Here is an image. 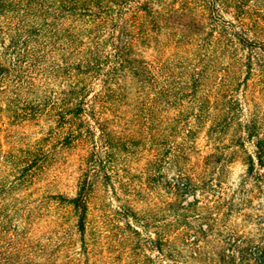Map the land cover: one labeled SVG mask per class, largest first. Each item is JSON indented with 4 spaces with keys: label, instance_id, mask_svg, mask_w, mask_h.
Here are the masks:
<instances>
[{
    "label": "trees",
    "instance_id": "16d2710c",
    "mask_svg": "<svg viewBox=\"0 0 264 264\" xmlns=\"http://www.w3.org/2000/svg\"><path fill=\"white\" fill-rule=\"evenodd\" d=\"M0 112L46 124L19 153L0 147V264H95L89 200L128 173L117 153L160 181L163 221L146 238L126 222L127 257L102 264H264V206L256 232L244 229L247 178L264 193V0H0ZM234 159L246 170L228 195L220 177ZM42 174L72 181V195L44 196L75 216L73 259L21 197Z\"/></svg>",
    "mask_w": 264,
    "mask_h": 264
},
{
    "label": "rangeland",
    "instance_id": "374dc122",
    "mask_svg": "<svg viewBox=\"0 0 264 264\" xmlns=\"http://www.w3.org/2000/svg\"><path fill=\"white\" fill-rule=\"evenodd\" d=\"M8 115V112H0V147L2 152L11 148L13 153H19L17 150L27 147L25 143L33 145L36 138L44 136L46 130L44 121L38 125L18 126L10 123L11 119L8 118ZM203 144L204 141H200V145ZM248 148L250 149V145ZM203 149L206 150L207 147H203ZM114 159L119 165L127 164L128 173H123V176L116 179L112 178L111 181H99L89 200L85 242L95 254V264H102L104 261L110 262L116 258L123 260L127 257L131 227L126 222L129 221L131 226H137L141 236L146 238L148 235L154 236V232L161 228L163 221L161 199L164 197V193L160 181L149 183L147 175L142 169V161L128 162L122 153H117ZM7 166L3 156H0V176L6 175ZM245 170L246 165L239 159L226 162L220 178L223 186L227 188L228 195L235 190ZM164 176L173 177L174 168L170 166L165 169ZM117 179H122V181L118 182ZM49 181L48 174L39 175L34 178L32 185L21 190V197H23L24 203L33 209L34 214H38L34 219L35 227L62 239L63 258L73 259L77 256L81 245L79 235L74 227L75 216L70 206L57 204L44 196L54 190L72 195L74 192L72 181L67 176L61 178L56 185H50ZM245 187L252 189V196L246 205L248 207L246 212L251 214V220L244 224V229L249 234H254L257 226L254 221L258 218L256 215L261 212V206H264V193L258 191L259 188L255 186L251 177L247 178ZM187 198L191 199L192 197L188 195ZM130 214L133 215L130 216ZM232 216L231 218L235 219ZM191 222L196 227L199 220L192 218ZM202 226L205 227V223H202ZM41 231L37 234L47 236ZM212 239V237L200 238L198 242L206 244V249H209L211 245L217 244ZM42 240L45 239L42 237ZM145 253L157 255L155 250L147 249ZM183 254L186 255L188 252L183 251ZM188 260L195 263L190 258Z\"/></svg>",
    "mask_w": 264,
    "mask_h": 264
}]
</instances>
